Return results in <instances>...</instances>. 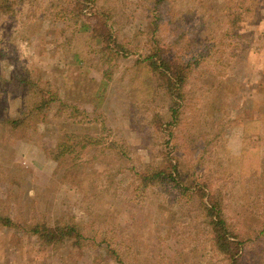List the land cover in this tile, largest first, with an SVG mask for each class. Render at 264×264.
I'll return each mask as SVG.
<instances>
[{
    "label": "rangeland",
    "instance_id": "374dc122",
    "mask_svg": "<svg viewBox=\"0 0 264 264\" xmlns=\"http://www.w3.org/2000/svg\"><path fill=\"white\" fill-rule=\"evenodd\" d=\"M9 1L13 12L0 15V118L32 100L16 81L30 78L84 109L90 124L77 133L95 140L65 160L64 169L74 159L79 168L54 176L48 151L58 120L49 115L22 139L0 127V209L16 223H53L64 211L89 239L39 246L18 228H0V264H226L209 247L195 198L138 186L135 173L167 152L221 193L242 263L264 264V0H166L160 8L82 0L110 15L128 51L110 61L88 37L90 17L76 16V0ZM153 40L196 64L172 137L154 120L167 101L149 92L152 78L137 63Z\"/></svg>",
    "mask_w": 264,
    "mask_h": 264
},
{
    "label": "trees",
    "instance_id": "16d2710c",
    "mask_svg": "<svg viewBox=\"0 0 264 264\" xmlns=\"http://www.w3.org/2000/svg\"><path fill=\"white\" fill-rule=\"evenodd\" d=\"M90 1L96 2L95 0ZM74 2L77 6L81 5L82 8L76 14L78 18H81L83 14L90 17L91 30L88 37L91 40H96L100 47L99 53L104 56L103 58H107L109 61L112 58H126L128 51L114 33L111 23L108 22L110 15L102 9L87 7L89 6L88 2L84 3L82 0ZM165 2L166 0H153L156 8H160ZM91 4L93 5V3ZM51 6L54 7V4ZM13 10V3L9 0H0V15L11 14ZM229 12L227 10L228 22L235 25L236 20L229 17ZM181 40L185 45L190 43L188 39L184 41L181 38ZM187 57L175 56L173 53H169L168 48L164 47L160 40H153L147 45L143 58L137 61L144 73L152 78L148 88L149 92L152 87L153 91L160 93L167 101L165 113L157 114L154 120L161 126L162 131H170L168 137H172V127L181 120L183 102L186 98L185 87L191 71L196 67L195 59L193 57L187 59ZM102 74L108 78L107 71H103ZM16 81L21 88L31 90L32 100L24 102L15 117H1L0 127H3L9 137L22 139L25 135L35 132L36 127L44 123V119L50 115L58 120L59 132L56 149L48 151L51 158L57 163L54 176H58L60 172L68 173L73 168H79L82 165L79 163L81 161L74 159L67 169L66 167L64 169V163L74 155L79 158L82 154L81 149L93 145L91 140L94 141V137L85 135L81 137V141V134L77 133V131L88 130L85 128L90 124V120L87 119L88 113L75 103L63 98L59 99L53 93L54 91L40 85L37 80L19 76ZM91 123L94 121L91 120ZM83 141L84 145L81 146ZM78 147L81 149L77 151ZM135 174L138 186L142 190L151 187L173 189L181 196L195 198L200 217L208 234L210 249L226 264H243L241 255L243 243L232 231L224 216L223 202L219 191L205 189V186L196 177L183 172L180 168V160L169 152L160 156L157 163L148 165ZM0 228H18L27 236L34 238L39 246H59L71 242L74 246L84 247L87 246L89 240L84 233L85 225L75 221L64 211L53 223H48L44 219L33 221L26 219L24 222L16 223L10 219L7 212L0 209Z\"/></svg>",
    "mask_w": 264,
    "mask_h": 264
}]
</instances>
